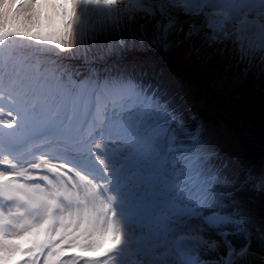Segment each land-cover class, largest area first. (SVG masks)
I'll return each instance as SVG.
<instances>
[{
    "label": "snow or ice",
    "instance_id": "obj_1",
    "mask_svg": "<svg viewBox=\"0 0 264 264\" xmlns=\"http://www.w3.org/2000/svg\"><path fill=\"white\" fill-rule=\"evenodd\" d=\"M144 50L264 78V0H0V264H264V217Z\"/></svg>",
    "mask_w": 264,
    "mask_h": 264
},
{
    "label": "rangeland",
    "instance_id": "obj_2",
    "mask_svg": "<svg viewBox=\"0 0 264 264\" xmlns=\"http://www.w3.org/2000/svg\"><path fill=\"white\" fill-rule=\"evenodd\" d=\"M201 57H207V62L186 59L180 51L158 55L144 50L134 53L129 62L137 66L141 79L151 82L169 104L184 114L187 123L202 128L226 165L225 172L238 199L257 218L264 217V132L257 126L264 120V78L257 77V69L241 77L234 66L230 67L228 58L211 50L202 52ZM176 81L188 84L184 86L186 95L177 90ZM194 116L198 118L193 120ZM145 220L149 223V218Z\"/></svg>",
    "mask_w": 264,
    "mask_h": 264
},
{
    "label": "trees",
    "instance_id": "obj_3",
    "mask_svg": "<svg viewBox=\"0 0 264 264\" xmlns=\"http://www.w3.org/2000/svg\"><path fill=\"white\" fill-rule=\"evenodd\" d=\"M174 80V79H173ZM175 81V80H174ZM175 83H177L179 86L177 87V90H182L183 91V95H186V89H185V87L184 86H187L188 84H186V83H182V85H180L179 83H178V81H176ZM236 88H238V86H235ZM188 93V92H187ZM193 98H194V100L196 101V104H198L199 106H201V103H199V101H198V99H196V97H194L193 96ZM205 105L206 104H204V108H205V110H207V108L205 107ZM191 106H189L188 107V109H186L187 111L189 110V108H190ZM200 108V107H199ZM240 109V108H239ZM211 110V109H210ZM241 110V109H240ZM205 117H206V115H204ZM196 118H198L197 116H195ZM200 119L201 120H203V117H202V114L200 115ZM209 121V120H208ZM263 124L264 123V120H261L260 122H259V124ZM257 125V126H259V129L261 130V131H263L264 132V124H263V126L262 125Z\"/></svg>",
    "mask_w": 264,
    "mask_h": 264
},
{
    "label": "bare ground",
    "instance_id": "obj_4",
    "mask_svg": "<svg viewBox=\"0 0 264 264\" xmlns=\"http://www.w3.org/2000/svg\"><path fill=\"white\" fill-rule=\"evenodd\" d=\"M167 76H168V75H167ZM168 77H169V76H168ZM169 79L173 80L171 77H169ZM185 89H186V88H185ZM188 89H189V87H188ZM190 95H191V94L189 93L188 96H190Z\"/></svg>",
    "mask_w": 264,
    "mask_h": 264
}]
</instances>
